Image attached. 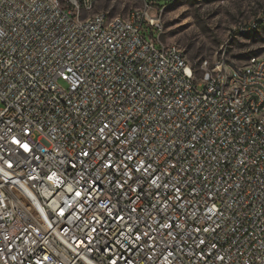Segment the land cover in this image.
Returning a JSON list of instances; mask_svg holds the SVG:
<instances>
[{"label":"built area","instance_id":"obj_1","mask_svg":"<svg viewBox=\"0 0 264 264\" xmlns=\"http://www.w3.org/2000/svg\"><path fill=\"white\" fill-rule=\"evenodd\" d=\"M98 1L0 0V264L130 255L106 208L132 207L158 255L167 245L180 264L202 250L199 264H264V55L195 69L162 42L147 0L125 18L94 12ZM140 161L173 187L133 174Z\"/></svg>","mask_w":264,"mask_h":264},{"label":"rangeland","instance_id":"obj_2","mask_svg":"<svg viewBox=\"0 0 264 264\" xmlns=\"http://www.w3.org/2000/svg\"><path fill=\"white\" fill-rule=\"evenodd\" d=\"M161 10L162 42L176 45L198 69L202 60L223 58L241 65L264 55V0H147ZM144 0H100L94 12L125 18ZM256 23L250 33L242 31Z\"/></svg>","mask_w":264,"mask_h":264},{"label":"snow or ice","instance_id":"obj_3","mask_svg":"<svg viewBox=\"0 0 264 264\" xmlns=\"http://www.w3.org/2000/svg\"><path fill=\"white\" fill-rule=\"evenodd\" d=\"M108 127L109 125L105 123L103 127L99 129V132L103 134L105 129H107ZM13 143H20V141L13 139ZM21 147H23L26 151L29 148L27 144H21ZM81 154L84 156L88 155L87 152H82ZM125 159L131 160L132 154L127 153ZM107 167L115 170V168L118 167L127 168L128 166L126 164L123 166L113 165L111 161H108ZM135 172H142V174H147L148 183L153 185L158 190L161 189L162 184L163 188L173 187L171 184L163 182L162 174L157 173L153 175L151 172V165L145 166L143 161H140L137 165L134 166V168L132 169V173L134 174ZM125 175L127 176L128 173H125ZM126 182V180L121 182L120 187L123 188L124 183ZM175 191L180 192V189L177 187L175 188ZM159 194V191H157L156 195L159 196ZM77 195H79V193H77ZM89 195H91L90 192ZM209 198L211 197L209 196ZM177 199H179V197H172L173 207H175V201ZM153 206L155 207V205ZM161 207L167 208L168 204L163 203L161 204ZM122 211H124V209H118L115 213H112L111 208H106V212L112 215L113 222L116 223V229L119 232V236L117 237V239L119 240L120 246L124 249L125 253H130V255H125L124 253H121L120 255H113L110 258L109 264H118V261H124V264H158V261L161 258L167 259L168 257H172L173 260H175V264H180L179 257H176L175 252L169 249L167 245H165L164 249H162L159 255L157 254L156 249L157 247H159V244L156 243V237L152 234L150 226L148 225L147 220H145L144 217H142L140 214H136L135 216H133V213L136 212V209L134 207L127 209V212L124 215L121 214ZM209 211L214 213L215 209H209ZM99 215L105 216V213H100ZM206 219H211V216L206 217ZM121 224L123 225V227H121ZM141 224H143V227L149 228V232L140 231ZM162 226L170 227L171 224ZM101 227H103V224H101ZM212 230H214V227ZM90 231H96L95 227L93 226ZM197 231H199V229H197ZM203 231L207 232L209 231V228L205 227ZM166 235H171V233H166ZM188 239H192V236L189 235ZM197 239L199 240V244L205 243V240L199 238ZM90 242L91 241H89V243ZM81 243H83V241H81ZM213 247H215V245H213ZM146 248L150 251L145 252L142 261H135L133 257H135L136 253L141 252ZM111 250V246H109V251ZM193 258L197 261V264H199V261L206 260L207 256L203 253L202 250L199 256H196L194 252ZM218 259H223V257H218ZM169 264H171V261H169Z\"/></svg>","mask_w":264,"mask_h":264}]
</instances>
